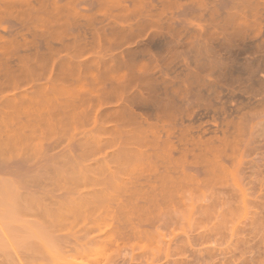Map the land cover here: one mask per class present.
<instances>
[{
  "label": "rangeland",
  "instance_id": "rangeland-1",
  "mask_svg": "<svg viewBox=\"0 0 264 264\" xmlns=\"http://www.w3.org/2000/svg\"><path fill=\"white\" fill-rule=\"evenodd\" d=\"M251 72L264 0H0V264H264Z\"/></svg>",
  "mask_w": 264,
  "mask_h": 264
},
{
  "label": "bare ground",
  "instance_id": "bare-ground-1",
  "mask_svg": "<svg viewBox=\"0 0 264 264\" xmlns=\"http://www.w3.org/2000/svg\"><path fill=\"white\" fill-rule=\"evenodd\" d=\"M12 20V19H11ZM5 21H7V20H5ZM5 21H3V22H5ZM8 21H10V19L8 20ZM11 22V21H10ZM12 23V22H11ZM13 24V23H12ZM18 24V23H17ZM14 25H16V22H15V24ZM10 29V28H9ZM13 31V30H12ZM4 32V31H3ZM5 33V32H4ZM7 33V32H6ZM9 35V34H8ZM29 35V34H28ZM163 41V40H162ZM42 42V41H41ZM40 42V43H41ZM164 43V42H163ZM172 43V42H171ZM54 44H55V42H54ZM154 44V43H153ZM158 44V43H157ZM157 44H156V46H157ZM167 44H169V43H167ZM220 44V43H219ZM43 46V45H42ZM161 46H163V44L161 45ZM160 46V47H161ZM245 46V48L248 50H250L251 48H252V46H251V44H245L244 45ZM157 47H159V45L157 46ZM229 47V46H228ZM228 47H225L226 49L228 48ZM190 48V47H189ZM230 48V49H229ZM228 48V51L230 50V52L233 50V48H231V46ZM191 49V48H190ZM221 49H223V48H221ZM232 49V50H231ZM189 50V49H188ZM248 50V51H249ZM177 50H175V52H176ZM243 52V51H242ZM233 53V52H232ZM235 53V52H234ZM238 54V53H237ZM240 54V53H239ZM17 59V58H16ZM14 60V59H13ZM252 73V72H251ZM250 73V74H251ZM250 76H248V78H249ZM250 78H252V81H253V84H255V85H257L258 84V86L259 87H261V88H264V76H262L261 74H260V72H253L252 74H251V77ZM229 115V114H228Z\"/></svg>",
  "mask_w": 264,
  "mask_h": 264
}]
</instances>
